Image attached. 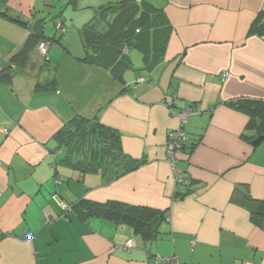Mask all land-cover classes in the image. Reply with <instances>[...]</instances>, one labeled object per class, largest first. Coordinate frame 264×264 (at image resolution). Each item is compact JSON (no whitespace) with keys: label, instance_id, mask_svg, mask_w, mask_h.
Masks as SVG:
<instances>
[{"label":"crops","instance_id":"1","mask_svg":"<svg viewBox=\"0 0 264 264\" xmlns=\"http://www.w3.org/2000/svg\"><path fill=\"white\" fill-rule=\"evenodd\" d=\"M119 1L0 0L2 71L16 69L12 59L36 28L48 44L45 57L40 43L11 83L0 82V264H161L172 256L264 264V230L234 198L248 191L264 203V142L245 140L248 116L226 105L264 101V35L250 33L264 0H135L164 20L139 34V47L126 52L129 68L114 74L81 61L82 29L92 22L103 31L98 10ZM163 23L171 30L155 58ZM47 81L55 90H37ZM188 108L200 112L182 126L191 147L179 167L190 187L176 183L166 153L169 132L181 127L173 112ZM77 117L103 126L99 146H59L56 136ZM103 145L145 163L122 177L120 157L87 171ZM82 200L163 211L166 221L157 239H146L126 222L80 219L72 209ZM130 239L135 247L125 250Z\"/></svg>","mask_w":264,"mask_h":264},{"label":"trees","instance_id":"2","mask_svg":"<svg viewBox=\"0 0 264 264\" xmlns=\"http://www.w3.org/2000/svg\"><path fill=\"white\" fill-rule=\"evenodd\" d=\"M94 20H102L105 23V27L103 31H99L92 22L83 27L82 37L86 54L81 61L89 66L111 70L112 73L116 74L122 68H129L126 62V52L139 47V34L155 28L160 21L164 20V14L162 10L149 4L139 6L135 3V0H121L101 7ZM170 30L171 28L163 23L162 27L157 31L158 34L154 36L157 40V46L154 48L155 58L157 57L156 52L158 56L162 55L164 43H167ZM250 33L251 35H264V12L254 21ZM46 39L41 27L33 30L23 49L12 59L16 69L8 67L0 72V82L11 83L16 70H23L26 67L31 53ZM51 40L56 41L55 38ZM148 53L149 50L145 49L144 54L147 62L151 58ZM55 85V81L39 83L37 90L52 91L55 90ZM226 105L236 108L248 116L247 133L243 135L245 140L252 143L259 137L264 136V101L239 98ZM73 124L75 128L63 130L56 136L59 146H66L70 152H76L85 147L86 142H92L91 144H95L96 147L100 145L102 141L101 131L103 129L101 124L94 125L90 120L82 117L74 119ZM93 140L96 142L94 143ZM96 147L92 150H94V158L97 161L87 163V171H95L103 167L107 168L114 165L113 162L116 163L120 157L122 163L121 167L117 166L119 170L116 176L122 177L138 170L145 163L144 161H135L128 158L121 151L109 145H103L99 149ZM190 147L187 142L181 154ZM191 185L192 182L186 187ZM234 198H236L237 203H245L248 207H252L253 223L264 230V203L255 201L248 191L236 192ZM72 210L75 215L84 221L89 218H102L116 223H129L137 234L142 235L146 239H157L161 225L166 221V212L118 202L98 204L82 200Z\"/></svg>","mask_w":264,"mask_h":264},{"label":"built area","instance_id":"3","mask_svg":"<svg viewBox=\"0 0 264 264\" xmlns=\"http://www.w3.org/2000/svg\"><path fill=\"white\" fill-rule=\"evenodd\" d=\"M56 30L63 31L64 30L63 25L61 23L56 24ZM38 50L41 56L45 57L48 52V44L46 42L41 43L39 45ZM125 50L127 51V49ZM226 76L227 75H224V78H226ZM144 81H146V79L140 80V82H144ZM199 114H200L199 111H195L191 108L180 110L175 113L173 112V115L180 120L181 127L169 132L168 134V140L166 146L167 158L171 165L176 183L181 184L183 186H189L191 184V180L185 177L183 170L179 167V155L181 154L184 145L188 142L186 133L184 132L182 126L187 122V120L190 117ZM59 206L64 211L71 210L66 204L62 202H59ZM47 223H49L48 219H47ZM133 247H135L134 241L133 239H130L126 242L124 249L131 250ZM158 260L161 262V264H182L176 256L167 257V258L159 257Z\"/></svg>","mask_w":264,"mask_h":264},{"label":"water","instance_id":"4","mask_svg":"<svg viewBox=\"0 0 264 264\" xmlns=\"http://www.w3.org/2000/svg\"><path fill=\"white\" fill-rule=\"evenodd\" d=\"M0 71H2V69L0 68ZM264 142V136H262V137H259L258 139H256L253 143H252V145L254 146V147H258L261 143H263Z\"/></svg>","mask_w":264,"mask_h":264},{"label":"rangeland","instance_id":"5","mask_svg":"<svg viewBox=\"0 0 264 264\" xmlns=\"http://www.w3.org/2000/svg\"><path fill=\"white\" fill-rule=\"evenodd\" d=\"M63 9V8H62ZM61 11V10H60ZM94 14V13H93ZM53 29H54V26H53Z\"/></svg>","mask_w":264,"mask_h":264}]
</instances>
